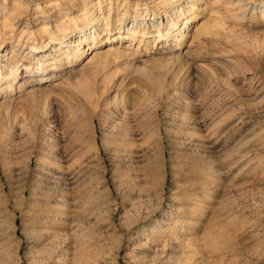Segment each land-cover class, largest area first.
<instances>
[{
    "label": "rangeland",
    "instance_id": "374dc122",
    "mask_svg": "<svg viewBox=\"0 0 264 264\" xmlns=\"http://www.w3.org/2000/svg\"><path fill=\"white\" fill-rule=\"evenodd\" d=\"M261 5L0 0V43H23L0 73V264H264ZM175 7L179 45L113 29ZM89 24L75 61L24 56Z\"/></svg>",
    "mask_w": 264,
    "mask_h": 264
},
{
    "label": "bare ground",
    "instance_id": "6f19581e",
    "mask_svg": "<svg viewBox=\"0 0 264 264\" xmlns=\"http://www.w3.org/2000/svg\"><path fill=\"white\" fill-rule=\"evenodd\" d=\"M261 6L264 7V5H261ZM187 7L192 8V4L190 3ZM182 10L183 9L180 8V7H175L173 9H171L170 15H165V20L164 21H162V20H156L154 17L151 18V19L150 18H145V16L140 13L136 17L132 18L125 25L123 23L124 20H122L120 18V19H117V24H115V26L113 27V29L116 28V29H118L117 31H120L124 27H127V31H129L132 34V36H135L138 27L139 28H142L143 27V30H144L145 29V25H147V26L148 25L149 26L151 25L153 28H155L156 36H158V37H156L157 38L156 39L157 41H161L164 38L167 39L170 35L177 34V37H175V36H173V37L176 39V41H177V43L179 45V44L182 43V41L184 40V38L188 35L187 34V30L184 29L186 27V20L187 19L186 20L185 19L182 20V24L183 25L181 27H178V25H177L178 24L179 17L183 13ZM101 17H103V16H101ZM146 19H148L149 21L146 20ZM110 23H111V21H110V19L107 16L103 18V24H102L103 26H105V27L107 26L108 27ZM59 29H61V28H59ZM97 29L98 28L94 27L93 24H91V25L89 24V26L87 28H85L84 25L83 26L76 27L72 32L69 31L71 34L69 32H67V31H62L59 34V31L58 30H55V34H53V32H49L50 33L49 34V38L50 39L44 44L45 48H40L39 49L38 46H36L35 44H30V45L28 44L29 45V48L24 53V56L27 55V54H29L33 59L35 58L36 60L40 61V60H42V58L44 56H46L45 53H44V50L45 49L50 48V50L53 51V53L51 55L55 56L57 52L59 53V51L62 48H65V50L67 49L66 52L68 51V53L66 54L67 60L69 62H71L73 60L75 61L79 57V55L81 53H85L87 51L88 52H92L95 49V47H97V44H98L97 43L98 42L97 37L99 36V35L98 36L96 35V34L99 33V32H97ZM174 29H176V30L178 29L179 32L178 33L175 32ZM42 30H47V29L44 28ZM11 31H12V29H11ZM173 31H174V33L171 34ZM24 32L25 31H23V34H24ZM116 37H117V39H119V38H121V35L118 34V36H116ZM88 38H91V39H89V40H91V43L88 44L87 47H85L83 49V51H81V46L80 45H82V42L85 41ZM27 39H29V38H27ZM4 41L5 40H2V42L0 43V64H1V62L3 63V64L0 65V73H1V70L2 69L4 71H9L10 72L12 78H11V81L9 82V84L7 85V87H10L11 88L12 87V84H14L12 82V80L15 79V77L17 75V70H18V67L16 66V61H17L16 59H17L18 55L19 54L21 55V53L23 51V49H22L23 48V46H22L23 43L22 44H18L19 42H17L16 44H10V46L6 47L7 44L6 45H3V42ZM95 53L96 52L94 51L93 56L95 55ZM25 67H27V66H25ZM37 68H39L38 71H40L42 73V71L45 70V64L43 62H41L40 65ZM27 70H29V68ZM31 70H33V68ZM62 211H65V207L64 208H60V207H57L56 204L53 206V209L51 208V210H50V212H53V213L54 212H58L59 213V212H62ZM58 213H54V215L57 216Z\"/></svg>",
    "mask_w": 264,
    "mask_h": 264
}]
</instances>
